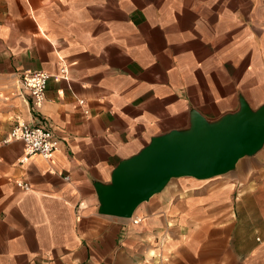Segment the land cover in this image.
Wrapping results in <instances>:
<instances>
[{"label": "crops", "instance_id": "crops-1", "mask_svg": "<svg viewBox=\"0 0 264 264\" xmlns=\"http://www.w3.org/2000/svg\"><path fill=\"white\" fill-rule=\"evenodd\" d=\"M23 69L49 73L34 111ZM263 101L264 0H0V264H264V141L130 217L95 192L152 137ZM16 120L57 134L49 159L1 141Z\"/></svg>", "mask_w": 264, "mask_h": 264}, {"label": "water", "instance_id": "water-1", "mask_svg": "<svg viewBox=\"0 0 264 264\" xmlns=\"http://www.w3.org/2000/svg\"><path fill=\"white\" fill-rule=\"evenodd\" d=\"M264 141V101L239 109L214 125L197 118L189 131L152 137L136 154L116 164L109 185H96L99 212L130 217L134 208L177 176L204 178L233 167Z\"/></svg>", "mask_w": 264, "mask_h": 264}, {"label": "built area", "instance_id": "built-area-1", "mask_svg": "<svg viewBox=\"0 0 264 264\" xmlns=\"http://www.w3.org/2000/svg\"><path fill=\"white\" fill-rule=\"evenodd\" d=\"M64 69L65 67L62 66L61 70ZM48 76L49 73L42 69H23L19 72L18 86L28 94L31 111L36 110L44 98V88ZM78 102H83V99L79 98ZM83 112L86 113L87 109H84ZM15 138L22 140L25 149L19 162H22L31 153H38L44 159H49L60 142L57 134L45 124L19 120L11 125L1 141L7 142ZM63 177L66 179L68 175L64 174ZM14 181L23 189L28 188V183L24 179L18 178Z\"/></svg>", "mask_w": 264, "mask_h": 264}]
</instances>
